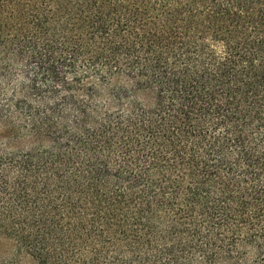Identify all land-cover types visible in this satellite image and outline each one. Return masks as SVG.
Segmentation results:
<instances>
[{
  "label": "trees",
  "instance_id": "trees-1",
  "mask_svg": "<svg viewBox=\"0 0 264 264\" xmlns=\"http://www.w3.org/2000/svg\"><path fill=\"white\" fill-rule=\"evenodd\" d=\"M0 264H264V0H0Z\"/></svg>",
  "mask_w": 264,
  "mask_h": 264
},
{
  "label": "rangeland",
  "instance_id": "rangeland-1",
  "mask_svg": "<svg viewBox=\"0 0 264 264\" xmlns=\"http://www.w3.org/2000/svg\"><path fill=\"white\" fill-rule=\"evenodd\" d=\"M8 254V242L7 240L0 236V256Z\"/></svg>",
  "mask_w": 264,
  "mask_h": 264
}]
</instances>
